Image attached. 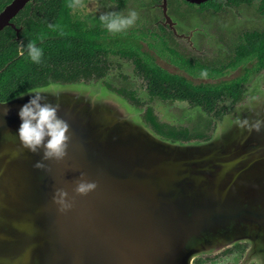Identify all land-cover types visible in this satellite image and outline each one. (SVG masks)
<instances>
[{"label": "water", "instance_id": "1", "mask_svg": "<svg viewBox=\"0 0 264 264\" xmlns=\"http://www.w3.org/2000/svg\"><path fill=\"white\" fill-rule=\"evenodd\" d=\"M103 79L0 100V264H193L240 241L262 259L264 97L172 141Z\"/></svg>", "mask_w": 264, "mask_h": 264}, {"label": "trees", "instance_id": "2", "mask_svg": "<svg viewBox=\"0 0 264 264\" xmlns=\"http://www.w3.org/2000/svg\"><path fill=\"white\" fill-rule=\"evenodd\" d=\"M12 1L0 0V12ZM77 1L31 0L13 16V25H7L0 30V100L5 101L51 83L103 79L116 67L114 54L132 59L136 70L146 82L151 101L156 98L179 100L195 104L199 108L201 106L203 110L210 112L219 98L229 99L235 105L244 96L246 87L243 83L251 76L249 69L244 75L229 81L192 82L155 62L142 49L140 37L135 32L129 34L119 25L114 28L104 27L105 22L112 20L113 16L96 17V23L90 24L89 16H81L76 7ZM126 1L128 0H116V3L124 6ZM173 1L177 2L170 0L171 3ZM183 1L187 5L197 6L201 12L212 9V12L217 13L224 9V6L218 5L219 0H207L200 4L186 0L178 2ZM221 1L226 4L252 5L264 20V0ZM132 35L138 37V43L130 41ZM159 42L165 50L177 56V52L167 46L166 40L160 39ZM255 57L259 63L256 69L264 68V26L260 30L244 33L243 40L235 48V55L228 64L219 59L205 63L199 59L181 61L196 76H204V72H207V76L218 77L227 69L237 68L243 61ZM106 84L109 88L112 87L111 84ZM117 91L136 105L141 104L135 91H127L126 88ZM142 117L157 134L172 141L209 139L206 130L200 127L191 130L160 121L152 106L146 107ZM210 124L211 119H208L206 128Z\"/></svg>", "mask_w": 264, "mask_h": 264}, {"label": "rangeland", "instance_id": "3", "mask_svg": "<svg viewBox=\"0 0 264 264\" xmlns=\"http://www.w3.org/2000/svg\"><path fill=\"white\" fill-rule=\"evenodd\" d=\"M127 2V9L118 13L120 24H117L118 22L116 20H110L105 22L104 27L114 28L115 25H119L120 28L126 29L129 34H133L134 32L137 34L138 31H141L142 26H144V31H146L147 33H151L153 31L160 35H166L171 40V44L174 45L177 52L179 51L178 53H181L185 58H189V55L195 51L196 53H193V55L191 56L200 57L201 59L206 60V62L215 60L218 57H220V59H223L225 57L223 55L224 53H230L228 49H224L228 44L229 37L230 39H232L233 36L242 31L261 29L264 26V20L259 14L255 19L242 18L245 16L256 15L254 11L250 10V8H243L241 12V14L243 15L242 17H239L236 12L231 11L230 16L228 17L229 20L226 22L230 25L226 26V31L220 32V30H218V28L214 26L212 17H209L211 15H207V17H209L207 20H202L200 19V16H197L196 18V16H190L189 14L188 16L184 17L177 14L176 5L174 3H169V5L172 6H168L166 0H128ZM114 5H118L116 3V0H78L76 7H78L79 12L82 14L81 16H83V18L89 16L88 22L90 24H95L96 17L100 18L103 17V15H105L106 17H109V15L114 16L115 13L113 12H116L117 9V7ZM166 5L169 8L168 12L171 16L170 19H172L173 21H178L174 22L177 23V29L179 33L183 32L189 34L190 30L195 27L194 21L200 19L201 23L199 24V27L203 28L205 30V33L199 32L192 37L193 44L198 47L197 51L192 50L187 39L175 37L173 34L169 33L168 30L166 32H163L158 28L159 25H162L159 21V19L163 18L161 7H166ZM147 20L149 21L148 24ZM224 32H226V41L228 40L225 44H223L224 41L222 40ZM207 34L208 37H206ZM130 41L134 44L138 43V37L136 35H132ZM145 45L146 46L144 50L147 51L149 56L160 66L168 69L169 71L181 74L192 82L211 81L207 76V72H204V76H195V74L186 69V65L182 63L179 57L174 56L173 54L169 53L168 50H165L166 48H163L159 41H150V47L152 48L148 47L146 43ZM114 57L117 61V64L121 63L122 66H120L118 69H113L107 75V77H105L101 81V89L107 88L111 91L116 92V94H118L120 97L124 98L131 105L138 108L141 111L140 113L142 114L143 111H145V105H152L154 107L155 114L163 122L175 124L181 127H188L191 130H193V128H195L197 124L203 122L200 121L201 117L198 119L195 118V113H198L199 115H201V113L195 111L192 105L188 104L187 102L179 100H177L176 102H172L169 100H163L161 98H156L151 101L148 95V89L146 88L144 81L136 73L134 63L128 61L126 57H123L120 54H114ZM239 71L240 69L232 70L226 76H224V78L232 79L239 75ZM98 82L99 80H91L86 83H93L94 85H96ZM106 83L111 84L112 87L109 88ZM123 88H126L127 91H136L142 98L141 100L143 102L138 106L132 100L128 99L125 95H122L119 91H117V89ZM98 95H101V93L98 92ZM263 97L264 70L260 73L259 77L254 78V80L248 85L245 96L239 101V104L236 105H248L257 100H261ZM229 111L230 110H228L221 119L217 120V122L214 123L212 120L211 129L207 132V136H209L208 138H211L213 136L215 130L217 129L218 123L224 119ZM192 114H194L193 117ZM206 140L207 139H196L195 141ZM236 244H248L244 256H241L240 253H236L229 257H225L224 260H215L207 264H216V262L218 261H220L219 264H242L244 261L248 262L251 260L253 262H258V260H260L261 256L259 253V248L256 249V251L249 252L251 247L250 243H248L247 241L231 243L224 248ZM224 248H219L217 250H213L212 252H200L196 254L193 264H195V260L198 257L202 258V256L207 253H216Z\"/></svg>", "mask_w": 264, "mask_h": 264}, {"label": "flooded vegetation", "instance_id": "4", "mask_svg": "<svg viewBox=\"0 0 264 264\" xmlns=\"http://www.w3.org/2000/svg\"><path fill=\"white\" fill-rule=\"evenodd\" d=\"M178 1L179 0H177V2L176 1L172 2V3H174L176 5V11H177L178 15H182V16L186 17L189 14L190 16H196V18H197V16H200V19H202V20H207L209 17H212V21L214 23V26H216L218 28V30H220V32L221 31H226L227 30L226 26L230 25L229 23H226V22L229 20L228 17L230 16V12L231 11L236 12L239 17H242L243 15L241 14V12H242L243 8H250V10L254 11L256 15L255 16H253V15L245 16V17H242V18H247V19L254 18L255 19V18H257V15H258V13H257L256 9L254 8V6L248 5L246 3L240 4V5H234V4H226L223 1L219 0L218 1V5L220 4V5L224 6V9H222L220 12L215 13V12L211 11L212 9H209V11H206V12H201V11L198 10L197 6L187 5L185 3V1H183L182 3L178 2ZM167 3H168V6H172V5H169V3L171 4L170 0H167ZM127 4H128V2L126 1V4L124 6L114 5V6L117 7V9H116V12H113V13H115V15L113 16L112 20H114V21L116 20L118 22L117 24H120V21H119L120 19H119L118 13L120 11L126 10L127 9ZM168 6L166 5V7H161L162 17L163 18L159 19V21L161 22L162 25H159L158 28L161 31H163V32H166L168 30L169 33L173 34L175 37L187 39L189 41V43H190V46H191L192 50H196L197 51L198 47L193 44L192 37H193V35H195L196 33H199V32L205 33V30L203 28L199 27L200 26L199 24L201 23L200 19H198L197 21H194L195 27H193L190 30L189 34H186V33H183V32L179 33L178 29H177V23H175L177 20L176 21L174 20L175 22L172 19L168 20V18H171L170 14L168 12V9H169ZM207 15H211V16L207 17ZM148 22L149 21L147 20V24H148ZM11 23L14 24V22H12V21H11ZM155 23H157V22H155ZM253 30H260V29H253ZM246 31H251V30H246ZM246 31H242V32L238 33L237 35L233 36L232 39H230V37H229V41L227 40L228 44L226 45V48H224V49L225 50L228 49L230 51V53L229 54H228V52L224 53L223 55L225 57L223 59H220V57H218L216 59H219V61H222V63L228 64L229 60L235 55V48L243 40V35H244V33ZM137 34L140 37L139 41L142 44V49L143 50L145 49V46H146L145 43L147 44L148 47H150V41L155 42V41H159L160 39H164V40H166V42H168L167 46L169 45L173 50H175V52H177V50L174 47V45L171 44V40L166 35H160V34L155 33L153 31L151 33H147L146 31H144V26H142L141 31H138ZM225 34H226V32H224V36L222 37V40L224 41L223 44H225L227 42L226 41L227 37H226ZM206 37H208V34L206 35ZM205 40H207V39H205ZM150 48H152V47H150ZM145 52L147 53L146 50H145ZM178 52H177V57H179L180 60H182V59L183 60L184 59H192V60L199 59L201 62H204V63L206 62V60H203L200 57L191 56V55H193V53H196L195 51L192 52L189 55V58H185L181 53H178ZM169 53H171V52L169 51ZM114 59H115V57H114ZM127 60L131 61L132 63H134L131 58H127ZM210 61H212V60H210ZM114 64L116 66L114 69H118L120 66H122L121 63L117 64L116 59H115V63ZM258 65H259V63H258V59L256 57L253 58V59H248V60H245L242 63H240L237 68L227 69V71L224 74H222V75H220L218 77H210V76H208L211 81H206V82L207 83L208 82L217 83V82H220L222 80L229 81L230 79H225L224 76H226L230 71L240 69L239 75L236 76V77H238V76L244 75L247 72V69H249V72L251 73V76H250V78L247 81H245L243 83V85L246 87V90L244 91V96H245V94L247 92L248 85L254 80V78L259 77L260 73L264 70V68L256 69ZM134 67H135V64H134ZM136 73H137V75L139 77L142 78V80L144 81V83L146 85V82H145L144 78L142 77V75H140L137 70H136ZM197 77H199V76H197ZM236 77H234V78H236ZM199 82H202V81H199ZM199 82H196V83H199ZM146 88L148 89L147 85H146ZM135 95H136V98L139 100V102L142 103L143 102L141 100L142 98L139 96V94L136 91H135ZM223 99H225V98H219L217 100V102L214 104V109L211 110L210 112H207V111L203 110L201 106L199 108V106H196L195 104L188 103V104L192 105V107H193V109L195 111L201 113V115H199L198 113H195V118L198 119V118L201 117L200 121H203L202 123L199 121L200 123L197 124L196 127H200L202 129H205L206 133H207L211 129L212 120H213L214 123L217 122V120L221 119L224 116V114L231 107L235 106L236 104H239V101H240V100H238L235 105H232L231 100L225 99V101H224ZM172 102H176V101H172ZM148 106H152V105H150V104L145 105V107H148ZM217 112H220V114L217 115L216 114ZM193 116H194V114H192V117ZM208 119H211V124H210L209 128H206V122H207ZM247 247H248V244H239V245L236 244V245H233V246H228V247L222 249L219 252L207 253V254L203 255L202 258L198 257L195 260V264H207V263L213 262L215 260H224L225 257H229V256H231L233 254H236V253H240L241 256H244V253H245ZM263 258H264V256L262 257V259L260 258V260H258V262L257 261L253 262V261L250 260L248 262L244 261L242 264H264V259ZM219 263H220V261L216 262V264H219ZM239 264H241V263H239Z\"/></svg>", "mask_w": 264, "mask_h": 264}]
</instances>
